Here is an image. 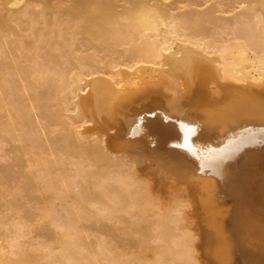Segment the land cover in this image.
I'll use <instances>...</instances> for the list:
<instances>
[{
	"label": "bare ground",
	"instance_id": "1",
	"mask_svg": "<svg viewBox=\"0 0 264 264\" xmlns=\"http://www.w3.org/2000/svg\"><path fill=\"white\" fill-rule=\"evenodd\" d=\"M163 2L0 0V264L171 261L157 257L150 260L145 252L155 245L148 246L143 237H137L150 224L143 214L154 209L149 207L153 200L149 182L145 185L139 179L142 163H171L185 176L180 162L197 160L201 166L215 162L205 164L199 155L188 153L180 147L178 130L168 133L165 125L150 120L145 112L151 107L165 115L175 109L185 111L200 80L207 81L208 77L264 86V0H249L247 8L237 13L240 18L233 22L235 29L231 27L232 32H228L230 37L233 35L231 41L217 28L208 26L221 19L210 9L187 10L183 15L172 12ZM50 9L54 12L50 13ZM64 15L72 23H64ZM39 17L44 18L45 27L68 42L80 39L76 34H85L92 42L91 51L80 58L70 51L72 58L79 60L68 85L70 91L58 104L57 114L49 116L62 126L59 135L74 158L72 172L65 167L60 145L29 126L35 123L33 111L44 110L43 106L34 104L26 111L19 100L22 95L32 94L35 82L58 89L66 87V73H55L42 62L25 66L6 61L7 31L19 34L23 23L29 19L35 24ZM248 22L245 27L243 24ZM119 46H124L121 52ZM101 51L109 56L106 60L99 56ZM219 88L213 93L221 95L223 90ZM5 112L10 118L4 123L1 118ZM138 121L143 124L138 125ZM108 126L115 135L107 131ZM130 133L135 136L129 138ZM17 134L36 141L42 150L37 155L30 153L26 144L16 141ZM198 138L207 142L206 146L194 143L200 155L213 150V154L223 155L224 150L236 144L229 140L211 144L213 139L221 142L217 133H202ZM92 159L113 165L116 177L108 172L90 175L86 163ZM216 175L225 176L220 171ZM76 176L89 180L96 195L80 192ZM241 181L232 189L222 188L225 197L220 198L221 202L213 198L216 212L206 203L207 192L199 199L195 190L197 214L204 226L201 234H205V226L212 228L207 231V242L212 245L207 249L204 244L210 264H264V149L250 161L247 171L240 175ZM131 186L134 188L130 191ZM218 191L219 187L214 194ZM183 197L176 199L177 215H172L173 207H164L165 214L170 210L171 218L176 216L174 222L171 219L175 228L163 213L159 218V212L153 216L158 218H154L158 227L152 228H159L158 234L153 233L160 245L158 250H152L166 253L170 249L168 258L171 256L174 264H201L197 252L203 236L199 238L201 242L197 241L198 234L189 217L191 208L184 209L189 200ZM38 205L44 214L35 216L28 207ZM125 221L130 229L120 234L116 225ZM138 227L142 235L134 234L132 229ZM93 235L98 237L96 242L89 241Z\"/></svg>",
	"mask_w": 264,
	"mask_h": 264
},
{
	"label": "rangeland",
	"instance_id": "2",
	"mask_svg": "<svg viewBox=\"0 0 264 264\" xmlns=\"http://www.w3.org/2000/svg\"><path fill=\"white\" fill-rule=\"evenodd\" d=\"M162 1H164L163 3L166 4L165 6H167L169 9L171 7V9H170L171 11L173 9L172 12H175V13L179 12V14H180V12H181V14H183L184 11L187 14V10L189 13V11H192L193 9L201 11V12H203L204 10L210 9V11H212V13H213L212 15H214L215 17H219V18L221 17V19L216 20V22L214 21V23H212V24L208 23V26L211 27L212 29L217 28L219 31L222 32L221 34L223 35V37L225 39H228V41H231L233 39V35L231 34V37H230L228 32L229 31L232 32V28L235 29L234 28L235 26L233 24H236L238 18H240L237 13H242L247 8V6L249 5V2H248L249 0H197V1L162 0ZM52 12H54V9H50V13H52ZM190 14H192V13H190ZM183 15H185V13ZM234 16H236V17H234ZM234 18H236V21L234 20ZM63 22L66 24L72 23V21H70V19L67 17V15L63 16ZM233 22H236V23H233ZM247 24H249V22L244 23L243 25L247 26ZM6 34H8V40H9L7 43V53L5 55L7 62L16 61L22 65H25V66H28V65H31L34 63L42 62L44 64L45 63L48 64V66H50L52 68L53 72H55V73H66V78H65L66 87L58 89L55 86L52 87L49 85H45L42 82H35L32 85V87H33L32 88V94L30 96L29 95H22L19 100H20L21 105L24 107V109L26 111H30V109L32 108V106L34 104L43 106L44 110L37 109V110L33 111L35 113V123L34 124L28 123V124L30 127L34 126L36 129V132L41 137L49 138L51 141H53L57 145H60V147H61L60 155L65 158V162H66L65 167L68 171L72 172L73 168H74V164H73L74 158L71 156L68 149L65 147L64 138L59 135V131L62 128V126H61V124H59L55 120L50 119L49 116L57 114L59 106H60L58 104H60L61 99L66 94H68L70 91V87L68 85L72 81V75L75 71L76 66L78 65V62H79V60L77 61L76 59L72 58L70 51H74V53L72 52L73 56H74V54H76L79 56V58L82 57L84 54L91 51V47H92L91 39H89L85 34H83V35L82 34H76V38L80 36V39H72L70 42H68V41L62 39L60 36L56 35L54 32L50 31L49 28L45 27V21H44L43 17H39L38 22L35 24H32L31 21L28 19L25 23H23L21 31L19 34H13V33H10L9 31H7ZM123 48H124V46L118 47L120 52L123 50ZM120 52L116 53L115 56H118L120 54ZM98 54L104 60H106L109 57L105 51H101ZM80 61H82V58L80 59ZM208 78H207V82L209 83V81H210V85H212L213 89L219 88V86H217L218 85L217 82L225 83V81L221 82V81H218L217 79H215L213 77H212V79H214V80H212L211 78H209V79ZM214 81L216 82V84L213 83ZM91 108L92 109L94 108L93 104L91 105ZM151 108L147 109V112H145L146 115L148 112H151L152 110H158V108L156 109L155 107H154L155 109L154 108L151 109ZM143 111H146V109ZM3 114H4V116L1 118V121L5 123L9 120L10 116L7 112H5ZM152 120L154 121V119H152ZM167 130H169V131H167ZM107 131L110 134L115 135L114 131H110V126H108ZM166 131L168 133H171V132H173V129L167 128ZM15 138H16V141H18V142L21 141L22 143L26 144V146L28 147V151H30V153L36 152L35 155H37L38 152L40 150H42L40 148V146H38L39 143H37L36 141L24 139V137H22L20 134H17ZM192 140L195 144L196 143L201 144V146L207 145V142L203 138L195 137V138H192ZM48 151H51V149H48ZM113 157H115V155H113ZM31 162H32V160H31ZM170 164L171 163H162L161 164L160 162H155V161L153 162L150 160H144L142 163L143 168H141L140 173H139V179L141 180V182L143 181L145 185L148 184V182H149V185L147 187L149 188V190L151 189V191H152V193H150V196L153 195L152 197L149 196L150 199L153 198V200L151 199L152 205H149V207L152 206L154 208V209H150L147 211V213L149 215L147 213H145L146 215L143 214L142 218L146 217L148 219L147 220L145 218L146 221H149L148 223L153 224V225L151 226L149 224L148 226L150 228L147 226L146 228H148V229L145 230V233L143 235L139 231L141 229V227H138V228H135L132 230L134 232H136L134 234L142 235V236H137V237H143L148 246H154L155 245V247H153V248L151 247L153 250L154 249L158 250L159 248L157 246L160 245V241L159 242L157 241L156 236L153 233L154 231L157 234L159 232V230H158L159 228H157L158 224H156L155 222L159 218V216L162 215V213H163V216L166 215L165 216L166 219L169 218L168 223L170 222L169 225L171 226V228H172V226H173V228H175L174 227L175 224H173V222H174L176 216H174V219H172L173 217L171 218V216L177 215L176 212L178 213L177 207H176V202H177L176 199H178L179 197L189 196L188 199L186 197H185L186 199L183 197L184 200H186V202H188L187 200H189V202H188L189 206H187L188 208L184 207V209H186L187 211H190L189 209L191 208L189 217H190V220L194 223V228L197 231V234H198V238H197L198 240L197 241L201 240L202 236H203L201 234V230L203 229V225H202V223L199 219V216L197 214L196 204L198 201L196 202L194 187L192 184H190V182L186 179V177L184 175L179 173L178 168H176V167L174 168L172 166V164L171 165ZM110 165L111 164L107 165V163L103 160L92 159L90 162L86 163V169L88 170L89 174L93 175V176L103 174V172H108V173H110V176L116 177V174L113 172L114 166L113 165L110 166ZM75 180H76V188L80 192L88 194L89 196H93V195L95 196L96 195V189L93 187L92 183H90L89 180L83 178L82 176H76ZM150 184H151V186H150ZM133 188H134V186L133 187L131 186L130 191ZM130 194L131 193H129V195ZM180 194H183V196L182 195L179 196ZM133 195H134V193H132L130 196H133ZM161 206H163V207H161ZM158 207H160L162 209L159 208V210H158ZM164 207H166L167 209H171L173 207L171 209V211L172 210L174 211V212L172 211V215H171L170 210H169L168 214H165V213H167V211H166L167 209H164ZM28 209L35 216H39V215L44 214V210H43V208L40 207V205H38L36 207H28ZM153 212L155 215H153ZM156 212L157 213L159 212L158 215ZM260 214H262V213H259V215ZM156 215L158 216V218H155V217H157ZM167 215L169 217H167ZM153 216H155V217H153ZM152 218H153V220H152ZM171 219L173 222L171 221ZM155 225L157 226L156 227L157 229L155 228V230H154V228H152V227H155ZM116 226H117L118 232L120 234H125L130 229V224L128 223V221L119 222ZM125 228H127L128 230H124ZM123 231H124V233H123ZM133 231H132V233H133ZM11 235L12 236L15 235L14 231L11 233ZM95 236L94 235L91 236L89 238L90 239L89 241H91V239H92L96 242L95 239L98 240V237L97 236L95 237ZM152 237H153V239H152ZM154 238H155V240H154ZM199 238H201V239H199ZM170 240H171V238H170ZM94 241H92L93 244L95 243ZM199 242H201V241H199ZM152 249H150V250L148 249L145 252V255L147 254L146 256L150 260H154L153 258H156V257H157L156 259H161V260H164V258H165V260H168V261L171 260L170 262H172V263L169 262L170 264H174L172 261V257L170 256L171 259L168 258V255H170V251H169L170 249L166 250L167 254L164 253L165 251L162 252L161 250H159V252L158 251L154 252L155 250L153 251ZM202 252H203L202 247H199V252H197V253L199 256L201 255L200 256V259H201L200 263L201 264H210V259L204 255V252L202 254ZM159 255H161V258H159ZM164 255H165V257H163ZM166 262L167 261H165L164 264ZM177 264H180V263L177 262Z\"/></svg>",
	"mask_w": 264,
	"mask_h": 264
},
{
	"label": "water",
	"instance_id": "3",
	"mask_svg": "<svg viewBox=\"0 0 264 264\" xmlns=\"http://www.w3.org/2000/svg\"><path fill=\"white\" fill-rule=\"evenodd\" d=\"M218 86L223 90L221 95L213 93L210 83L200 80L185 111L175 109L170 115H165L158 109L147 113L150 120H157L169 129L178 130V124L194 128L195 132L192 138L198 137L202 133H217L222 140L217 142L213 139L211 144L215 145L229 140L228 142L236 143L234 147L236 148L241 138L248 135L255 138L253 143L243 146L226 160L202 166L197 160L188 159L186 163L180 162V169L185 170V177L197 191L198 198L201 199L207 192L206 203L213 210L212 204L215 198L219 202L220 198L225 197L222 194V188L228 190L242 183V181L239 182L240 175L247 171V166L255 155L264 149V86L234 84L233 82H219ZM137 124L142 125L143 122L138 121ZM134 136L133 133L129 134V138ZM216 171L224 173L225 176L222 178L216 175ZM235 179L237 180L232 181ZM217 187L220 188V191L214 194ZM242 187L248 194V187L244 183ZM199 202L201 201L199 200ZM202 206L203 204L200 207ZM214 212L216 211L214 210ZM208 229L212 228L205 226L203 243L200 246L206 257L209 256L205 247L209 249L212 245L210 241L207 242ZM204 244H206L205 247Z\"/></svg>",
	"mask_w": 264,
	"mask_h": 264
},
{
	"label": "snow or ice",
	"instance_id": "4",
	"mask_svg": "<svg viewBox=\"0 0 264 264\" xmlns=\"http://www.w3.org/2000/svg\"><path fill=\"white\" fill-rule=\"evenodd\" d=\"M168 118V117H166ZM178 129V135L181 138V144L180 147L186 149L189 153H191L194 157L195 156H200V159H202L205 164H209L212 162H218L221 160H226L231 157L235 152L239 151L243 146L253 143L255 138L252 135L245 136L241 138L239 145L236 148H231V149H226L224 150L223 155H215L214 150L209 153H205L204 155H200V151L198 150L194 142L192 140L193 133L195 132L194 128H190L185 124H178L177 125Z\"/></svg>",
	"mask_w": 264,
	"mask_h": 264
}]
</instances>
